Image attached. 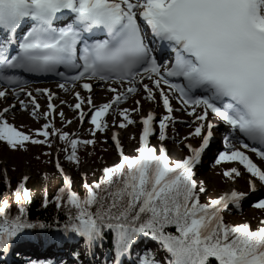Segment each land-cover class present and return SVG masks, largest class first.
<instances>
[{
	"label": "snow or ice",
	"instance_id": "1",
	"mask_svg": "<svg viewBox=\"0 0 264 264\" xmlns=\"http://www.w3.org/2000/svg\"><path fill=\"white\" fill-rule=\"evenodd\" d=\"M21 73L54 74L66 92L71 84L75 103L60 104H68L74 118L58 110L57 93L48 88L35 89L46 98L42 110L37 95L22 87L27 81ZM93 82H103L110 98L97 103ZM0 85V101L17 98L20 108L44 121L26 133L6 119L17 104L0 110V142L13 150H27L28 144L53 148L59 142L64 159L79 166V149L96 144L113 113L116 128L142 125L135 155H127L120 133L112 132L119 162L104 167L99 180L85 181L83 195L55 160L63 186L51 201L45 193L43 206L54 203L69 211L63 235L52 236L50 244L63 247L76 238L95 257L107 242L111 264H122L140 238L148 237L166 255L158 258L145 248L130 264H264V219L253 229L248 222L227 223L222 214L253 198L252 206L264 210L258 187L264 186V0H0ZM21 93L27 101L19 99ZM130 99L135 106H123ZM142 101L162 106L163 114L145 109ZM176 112L192 122L181 141L187 154L172 160L164 142L177 123ZM73 120L89 124L90 138L65 130ZM157 125L159 143L152 145ZM221 125L226 134L215 164H232L222 175L233 183L247 176L249 191L233 187L201 202L206 188L196 181L195 169ZM190 137L198 143L188 142ZM28 179L24 176L12 193L15 215L7 199H0V256L10 254L29 230L49 227L29 218ZM72 255L79 260L81 253Z\"/></svg>",
	"mask_w": 264,
	"mask_h": 264
},
{
	"label": "trees",
	"instance_id": "2",
	"mask_svg": "<svg viewBox=\"0 0 264 264\" xmlns=\"http://www.w3.org/2000/svg\"><path fill=\"white\" fill-rule=\"evenodd\" d=\"M33 147L34 145L28 144L27 150H13L6 143L0 142V155L4 152L10 151L14 155L13 159H15L19 163L29 164L28 166L35 171L34 176L28 179L26 182V186L32 193V200L28 205L29 218L34 222L38 221L40 223L49 225V227L44 229L30 230L32 232L30 233L31 237L29 236V240L33 245L38 247L45 245V243L49 242L51 237L56 235L57 233L63 235V224L67 219V213L69 209H57L54 203H50L47 207L43 206L45 193H47V197L51 201L53 198V191L62 182V179L60 175L54 170L51 163L50 148L45 145L44 148L40 149L39 151L33 152ZM89 147L92 148L91 153L92 155H94V157L89 158L88 163L90 164L91 168L85 175L82 174L79 169L81 164H83L86 159L85 151L87 147L85 148L81 146V148L79 149V166L66 161L64 159V154L60 152L64 165L68 167L72 172L73 190L81 195H83L85 191L82 185V178L85 177L88 183L91 184L94 181L100 179V177L102 176V169L104 167L110 166L107 159L104 158V155L100 154L101 146L100 144H98V142H96L95 145H89ZM46 153H49L50 155H46ZM4 172L8 176L7 183L4 182ZM19 172L20 170L18 168V164L13 165L12 167H3L0 165V199H7L10 205L9 211L13 215L16 214L17 205L12 193L17 184L20 182V177L17 176ZM196 181L199 184V181ZM214 192V187H206V192L201 195V202H208L209 197L214 195ZM222 214L225 218V221L230 224L242 223L244 219V214L238 210L227 209ZM257 227L258 226L256 225L252 226L253 229H256ZM168 230L175 232L174 227H170ZM70 241L73 244L65 243L63 247L59 248H61L62 252L68 258L74 259L76 262H80L82 260V264H101V262H99L101 256H104L106 257V260L111 261L110 257L108 256L110 245L107 242H105L103 246L99 247V251H97L95 257H93L86 254V251L82 247L81 241L78 242L76 238H72L70 239ZM144 242L151 245V248L148 249H152L153 252L157 254V256H165L164 252L159 248V246L155 245L152 240H149L148 237H142L138 243L137 249L134 250L131 254L132 261L136 259V256L138 255L140 250L145 249L143 248ZM79 248H81L82 250ZM50 249L57 250V248H54L53 246H50ZM49 251H46L45 253L48 254ZM73 252L81 253L79 260H77V258L72 255ZM101 253H104V255H101ZM20 256L21 255L17 253H14L13 255L14 259H20L22 262H25L24 258ZM66 256L65 258H67ZM0 264H2V259H0ZM20 264L23 263L20 262ZM212 264H216V262L213 260Z\"/></svg>",
	"mask_w": 264,
	"mask_h": 264
},
{
	"label": "rangeland",
	"instance_id": "3",
	"mask_svg": "<svg viewBox=\"0 0 264 264\" xmlns=\"http://www.w3.org/2000/svg\"><path fill=\"white\" fill-rule=\"evenodd\" d=\"M55 83V82H54ZM38 84V83H37ZM56 84V83H55ZM59 83L56 84L55 87H53V85H47V83H42L39 82L38 85L41 86H51V90H54V92L57 93L58 99L55 100L56 105L58 106V110L62 109L65 114L66 117L68 119H72L74 118V113L70 114L68 112V110H70L71 108L68 106V104H64L61 105L60 104V100H66L68 101V103H73L75 102V99L72 95L71 89H72V85H69V91H68V97L62 96L61 94H59L60 88L57 86ZM94 87L95 86H101L103 85V82L100 83H93ZM82 92V91H81ZM83 94H85L84 92H82ZM40 99L39 102L42 105V110L43 108H45V97L39 95ZM108 98H110V93H107L106 95H102L99 97H94L95 101L96 100H101L98 101L97 103L103 102L105 100H107ZM139 98V97H137ZM19 99H24L25 101L28 100L27 96H25V98L19 97ZM144 108L146 107H150V108H154L156 113L159 115L163 114V108L162 106H157V104L155 103H151L148 101H142ZM173 103H175V107H178V105L176 104V101L173 100ZM10 104H17V107L14 111H9L6 114V119H8V121L10 123H13L18 129L22 128V130H24L26 133L30 130H35L41 127V125L44 123V121L41 120H36L33 119L30 114H29V110H25L19 107L18 103H17V98L15 99H8L5 102H0V109L3 106H8ZM129 108L134 107L135 105L132 103V100L130 99L128 101V103L126 105H123ZM19 112H22L24 114V117H19L17 116V114ZM175 117L177 118V123H175L174 125H170L169 127V139L166 140L164 142L165 146L168 149V154L171 157L172 160H177V159H182L184 157V155L187 154V149L184 148L183 143H181V141L183 140V138L185 136L188 135V133L191 131V128L189 127V125L192 122V118L188 117L186 113L184 112H176L174 113ZM115 116V113H113V115H110L108 117V121L110 124V128L106 133H97L96 136V141L98 142V144H100L101 146V151L100 154L104 155V158L107 159L108 163L111 165H114L115 163L119 162V154L116 151V149H114L113 147V143L110 142V135H111V130L116 129V127L112 126L111 122L113 120V117ZM134 118L136 119L137 116L135 114H133ZM56 125L57 127H60V121H59V117L56 118ZM83 127L78 128V123L76 122V120H73V123L69 126H67L65 128L66 131L69 132H77L79 134H82L83 138H90V134H89V124L87 122H85L83 125ZM136 125H131L129 126L127 129H119L121 130V134H120V140L122 143V146L124 148V151L126 154L128 155H135V149L136 147H138V141L136 140V134L138 131V128L136 127ZM219 129V128H217ZM158 135H159V129H158V125L156 126L155 129V134L150 138V143L152 145H157L158 141ZM219 135V131L216 130V136ZM132 137H135V139H132ZM221 139V149L223 150V138L220 136ZM188 142L193 143L194 145L197 144V141L194 138H189ZM58 143L56 145L55 148H50V151H52L51 155H50V159H51V163H54V156L60 159L61 163L63 164L62 160H61V155L59 154H55V152L57 151V147H58ZM44 148V146H38V145H34L33 147V152H37L40 149ZM113 148V151H112ZM91 147L87 146V149L85 151V161L83 164H81L80 166V172L82 174H86L89 170H90V164L88 163L89 158L94 157V155H92L91 153ZM209 153H210V157L212 159H208V161H206V159L203 160V163L201 164V166L196 167L195 169V179L199 180L200 182L203 181L204 182V187H214V195H212L213 197H216L218 195H221L223 192H225L228 189V185L227 183V179L222 175V171L227 168V167H231L233 166L232 164H224L221 166H217L215 164V158L216 156H213L214 151L213 149H209ZM13 154L10 151L4 152L0 155V165L1 166H9L12 167L13 165H17L18 164V168L20 170V172L17 174L18 177H22L23 175H27L30 178H32L34 176V170L31 169V167H29L27 163H19L17 162L15 159H13ZM87 156V157H86ZM67 171V170H66ZM67 174L71 177L72 179V172L70 169H68ZM6 175L7 180H8V176L7 174L4 172V176ZM245 179L247 180V176L242 177V178H238L234 185L236 186V188L240 191H245L247 192V184L245 182ZM260 192L264 193V186H260L258 185ZM211 199V198H210ZM254 199H249V200H245L244 203H242V211L244 213V219L243 222H248L251 227L256 225L259 226V222L261 219H264V210H258L255 209L252 204L254 202ZM230 209H234V207L229 206ZM228 208V209H229ZM241 210V209H239ZM242 222V223H243ZM81 249V248H79ZM82 250V249H81ZM87 254V253H86ZM88 255V254H87ZM68 264H75L76 261L74 259H69L66 258ZM82 262V260H81Z\"/></svg>",
	"mask_w": 264,
	"mask_h": 264
},
{
	"label": "bare ground",
	"instance_id": "4",
	"mask_svg": "<svg viewBox=\"0 0 264 264\" xmlns=\"http://www.w3.org/2000/svg\"><path fill=\"white\" fill-rule=\"evenodd\" d=\"M47 84L48 85H53V86H55L56 84H54V83H52V82H47ZM67 87H68V89L70 88V86L69 85H67ZM72 87V86H71ZM59 91V94H61L62 96H65V97H68V91L66 92L65 90H63V89H60V90H58ZM83 94V93H82ZM107 94V92L104 90V86H95L94 87V97H99V96H102V95H106ZM98 101H101V100H96V102H98ZM1 103L2 102H5V101H0ZM68 112L70 113V114H73L74 112L72 111V109H70V110H68ZM17 116H19V117H24V114L22 113V112H19L18 114H17ZM219 129H221V133H223V134H226V132H225V127L224 126H220L219 127ZM120 134H121V131H120ZM221 136V135H220ZM220 136L219 137H216V140H215V142L213 143V145H215V146H217V148L218 149H221V139H220ZM222 137V136H221ZM197 143H198V141H197ZM51 153H52V151H51ZM206 153H209V150H207V152ZM238 181V180H237ZM246 182V181H245ZM227 185H228V189L225 191V192H223L222 194H224V193H226V192H230L231 190H232V188L234 187V188H236V186L234 185V183L232 182V181H227V183H226ZM246 184L248 185V183L246 182ZM237 189V188H236ZM238 190V189H237ZM249 200V199H248ZM241 212L243 213V211H242V208H241ZM244 214V213H243Z\"/></svg>",
	"mask_w": 264,
	"mask_h": 264
}]
</instances>
